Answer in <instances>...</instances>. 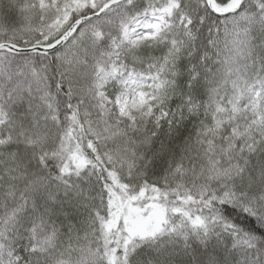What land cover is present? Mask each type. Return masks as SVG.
I'll list each match as a JSON object with an SVG mask.
<instances>
[{
    "label": "snow or ice",
    "instance_id": "obj_1",
    "mask_svg": "<svg viewBox=\"0 0 264 264\" xmlns=\"http://www.w3.org/2000/svg\"><path fill=\"white\" fill-rule=\"evenodd\" d=\"M0 264H264V0H0Z\"/></svg>",
    "mask_w": 264,
    "mask_h": 264
}]
</instances>
